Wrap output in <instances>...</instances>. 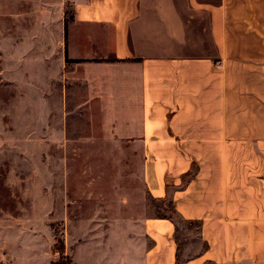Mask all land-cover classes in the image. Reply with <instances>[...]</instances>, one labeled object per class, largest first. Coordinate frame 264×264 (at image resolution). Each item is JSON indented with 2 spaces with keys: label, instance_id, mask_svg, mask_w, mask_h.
I'll return each instance as SVG.
<instances>
[{
  "label": "crops",
  "instance_id": "0c3cea01",
  "mask_svg": "<svg viewBox=\"0 0 264 264\" xmlns=\"http://www.w3.org/2000/svg\"><path fill=\"white\" fill-rule=\"evenodd\" d=\"M9 1V72L43 125L98 104L142 142L149 195L201 221L190 262L264 264V0ZM140 226L143 264H175L173 222Z\"/></svg>",
  "mask_w": 264,
  "mask_h": 264
},
{
  "label": "rangeland",
  "instance_id": "374dc122",
  "mask_svg": "<svg viewBox=\"0 0 264 264\" xmlns=\"http://www.w3.org/2000/svg\"><path fill=\"white\" fill-rule=\"evenodd\" d=\"M9 8L0 0V264H49L59 241L68 264H143L140 224L153 216L173 217L177 264H194L205 246L197 226L176 216L170 197L149 195L142 142L119 139L109 111L65 110V125H43L38 91L9 72Z\"/></svg>",
  "mask_w": 264,
  "mask_h": 264
},
{
  "label": "trees",
  "instance_id": "16d2710c",
  "mask_svg": "<svg viewBox=\"0 0 264 264\" xmlns=\"http://www.w3.org/2000/svg\"><path fill=\"white\" fill-rule=\"evenodd\" d=\"M191 172H188L186 174H184L182 176V181L184 180V178H186ZM167 197H170L169 194L166 195L165 198ZM165 198H161V199H158V200H164ZM169 207L171 208L172 211H174V213L176 214V216H178L180 219L186 221V222H189V223H193L197 226L198 230L201 226V221L200 220H194V221H189V220H186L184 219L175 209L173 203H172V200L171 198L169 199ZM160 217H164V218H168L170 219L173 224H174V227H175V239H176V243L178 245V242H177V238H176V223H175V220L173 219L172 216H160ZM205 242V241H204ZM207 248V243L205 242V246H204V249L203 251ZM53 252H56L58 254V258L57 260L55 261H51L49 264H68L70 262V259L69 257H67V255L64 254V245H63V242L62 241H59L58 242V245L55 247H53ZM177 261H178V247H177V252H176V262L175 264H177Z\"/></svg>",
  "mask_w": 264,
  "mask_h": 264
}]
</instances>
